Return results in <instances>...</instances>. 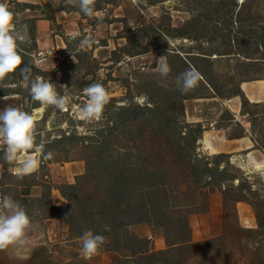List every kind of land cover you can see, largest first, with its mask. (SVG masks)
Masks as SVG:
<instances>
[{
  "label": "rangeland",
  "instance_id": "rangeland-1",
  "mask_svg": "<svg viewBox=\"0 0 264 264\" xmlns=\"http://www.w3.org/2000/svg\"><path fill=\"white\" fill-rule=\"evenodd\" d=\"M93 4L109 5L110 15L86 16L78 0H55L29 5L17 24L30 79L43 76L72 99L65 110L40 105L19 71L0 82V109L31 112L38 141L52 153L21 175L0 144V195L32 220L29 244L0 250V264H264V165L245 168L239 159L253 152L264 160V85L256 81L264 79V0ZM58 10L87 20L59 58L39 55L36 21L49 20L60 34ZM84 37L90 43L81 47ZM161 56L167 77L156 69ZM189 68L201 78L181 92L175 79ZM94 82L109 103L101 119H81L83 89ZM205 132L218 153L205 149ZM141 203L148 218L122 225L127 208ZM89 229L105 241L86 256L80 237Z\"/></svg>",
  "mask_w": 264,
  "mask_h": 264
},
{
  "label": "clouds",
  "instance_id": "clouds-1",
  "mask_svg": "<svg viewBox=\"0 0 264 264\" xmlns=\"http://www.w3.org/2000/svg\"><path fill=\"white\" fill-rule=\"evenodd\" d=\"M73 2V0H70ZM80 11L86 16L99 15L93 0H78ZM19 20L9 6L0 0V82L11 78L19 71L22 79L30 83L29 94L31 100L42 106H54L55 109L65 110L72 97L57 91V86L43 76L36 75L31 78L32 67L25 62L21 55L18 41L25 37L17 30ZM75 32L72 38L79 36ZM87 37L80 40V46L89 44ZM23 64V67L21 65ZM156 69L162 77H167L170 66L167 56L159 57ZM201 74L194 68L180 73L175 84L181 92L195 88ZM61 87H67L60 85ZM3 87V84H0ZM87 100L78 106V115L85 120H99L102 117L105 105L109 103V93L103 84L94 82L83 89ZM37 125L33 114L19 107L6 106L0 109V144L5 146L3 159L15 164L17 174H30L39 166V157L43 154L45 159L52 153L45 152L44 142L37 139ZM107 225L105 229L107 230ZM32 228V220L24 207L9 194L0 195V250L13 246L24 248L29 244L28 233ZM82 240V252L86 256L95 254L104 244L105 237L92 230H85Z\"/></svg>",
  "mask_w": 264,
  "mask_h": 264
},
{
  "label": "crops",
  "instance_id": "crops-1",
  "mask_svg": "<svg viewBox=\"0 0 264 264\" xmlns=\"http://www.w3.org/2000/svg\"><path fill=\"white\" fill-rule=\"evenodd\" d=\"M4 2L9 6V8L16 14V18L21 21L25 20V16H27L32 12L30 10L31 5H41L42 3L49 2L51 4L55 3V0H4ZM30 5V6H29ZM56 18H57V24H63V28L65 31H61V33H56L55 30L53 31V28L50 27L52 22L46 19H40L36 21V30L34 35V41L37 43V49L42 51L46 49H63L67 46L68 41L70 40V37L73 33L76 32V30L79 27L80 22H84L86 17H82L79 12L73 11L71 13L58 10L55 12ZM33 16V15H32ZM31 16V17H32ZM60 16V17H58ZM34 17V16H33ZM67 17H70V19H67ZM81 18V19H80ZM67 26V27H66ZM256 81H259V83H262L264 85V79H258ZM242 88V87H241ZM243 90V89H242ZM258 95L255 92H249L248 97L250 99H255ZM213 132H205L204 138H203V145L205 149L209 150L210 153L216 154L219 152V146L215 143L214 139L212 138ZM209 141V142H208ZM206 145H205V144ZM208 146V147H207ZM237 149H248L249 145L241 147L240 144L236 145ZM238 157V156H237ZM235 158V157H234ZM244 161H247L245 163L243 160V164H245V168H250V165L253 163H256V168H260L264 165V160H257L255 158V153L250 152L248 153L245 158H240ZM260 165V167H259ZM244 166V165H243ZM249 166V167H248ZM248 221V220H247Z\"/></svg>",
  "mask_w": 264,
  "mask_h": 264
},
{
  "label": "trees",
  "instance_id": "trees-1",
  "mask_svg": "<svg viewBox=\"0 0 264 264\" xmlns=\"http://www.w3.org/2000/svg\"><path fill=\"white\" fill-rule=\"evenodd\" d=\"M95 9L97 10L98 7L96 6ZM79 12H81V11L79 10ZM141 204H142V206L137 207L136 210L129 209V207L127 208V211L124 212L126 217L121 219L122 225H126V224L130 223L131 221L140 220V219L145 220L146 218H148V214L150 213L149 212L150 211L149 206H147L146 204H143V203H141ZM121 206H123V205H121ZM94 233L100 234V232H98L97 230H94ZM105 234H109V231L105 232Z\"/></svg>",
  "mask_w": 264,
  "mask_h": 264
},
{
  "label": "built area",
  "instance_id": "built-area-1",
  "mask_svg": "<svg viewBox=\"0 0 264 264\" xmlns=\"http://www.w3.org/2000/svg\"><path fill=\"white\" fill-rule=\"evenodd\" d=\"M100 14L99 15H95L97 17H104V16H109L111 13V9L109 5H106L105 7H103L100 10H97ZM94 26L93 25H88V27L85 29V31L87 32H91L93 31ZM39 55H47L50 56L51 58H59L61 56L60 54V49H46L44 52H39Z\"/></svg>",
  "mask_w": 264,
  "mask_h": 264
},
{
  "label": "bare ground",
  "instance_id": "bare-ground-1",
  "mask_svg": "<svg viewBox=\"0 0 264 264\" xmlns=\"http://www.w3.org/2000/svg\"><path fill=\"white\" fill-rule=\"evenodd\" d=\"M41 112H42V109H39V110H37L36 111V114H37V117L39 118L40 116H41ZM209 142V141H208ZM205 144V143H204ZM206 145V144H205ZM208 147V146H207ZM239 161V160H238ZM244 161V160H243ZM239 163H240V161H239ZM260 167V166H259ZM254 169V168H253ZM264 169V168H263ZM263 176V175H262ZM263 179H264V177H263Z\"/></svg>",
  "mask_w": 264,
  "mask_h": 264
}]
</instances>
